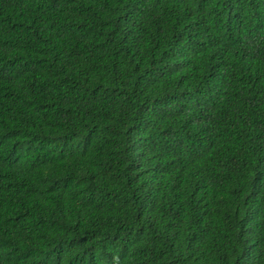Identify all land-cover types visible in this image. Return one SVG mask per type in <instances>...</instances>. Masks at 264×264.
Instances as JSON below:
<instances>
[{
  "label": "trees",
  "instance_id": "trees-1",
  "mask_svg": "<svg viewBox=\"0 0 264 264\" xmlns=\"http://www.w3.org/2000/svg\"><path fill=\"white\" fill-rule=\"evenodd\" d=\"M0 264H264V0H0Z\"/></svg>",
  "mask_w": 264,
  "mask_h": 264
}]
</instances>
